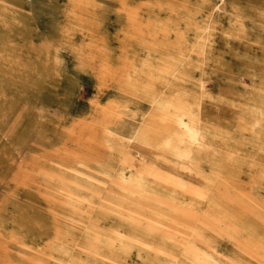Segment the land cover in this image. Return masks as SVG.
<instances>
[{
  "label": "rangeland",
  "instance_id": "374dc122",
  "mask_svg": "<svg viewBox=\"0 0 264 264\" xmlns=\"http://www.w3.org/2000/svg\"><path fill=\"white\" fill-rule=\"evenodd\" d=\"M0 264H264V0H0Z\"/></svg>",
  "mask_w": 264,
  "mask_h": 264
},
{
  "label": "bare ground",
  "instance_id": "6f19581e",
  "mask_svg": "<svg viewBox=\"0 0 264 264\" xmlns=\"http://www.w3.org/2000/svg\"><path fill=\"white\" fill-rule=\"evenodd\" d=\"M123 91L128 92L135 96L140 95L139 92H136V90H134L131 87H127V86H125ZM148 99L150 100L151 105L155 107V111L157 113V120L155 123L151 124V119H148L145 122L146 129H144V132L146 133H176V132H173L171 129L181 128L183 132L186 133L187 141L194 142L198 140L197 132L193 129H190V127H188L187 122H185V120L182 117H174L171 115H167L166 108L159 106V102L156 100L155 96L149 97ZM158 121H160L161 123H159ZM174 136L176 139H169V141L173 142V140H175L174 144L176 145L182 143V141L184 140L181 135H174ZM131 141L134 142L135 141L134 138H132ZM154 160L155 158L151 155H147L144 149L136 148L133 151V160L131 161V166L139 174L145 176V174L148 175V173L151 174L153 172L152 163ZM188 171L192 173V166L190 162L188 163ZM177 178H178L177 179L178 183L180 184V186L183 188L184 192L187 195L194 196V197H198L202 195L203 190L200 187L195 186L188 177H185L182 173L179 172ZM117 238L118 239L114 241V246L119 247L121 245V240H120L121 238L120 237H117ZM194 242L196 243V246H198V248L201 251L208 254L212 258H216L215 253L212 250H209V248L206 245L200 242H197L196 240H194Z\"/></svg>",
  "mask_w": 264,
  "mask_h": 264
}]
</instances>
